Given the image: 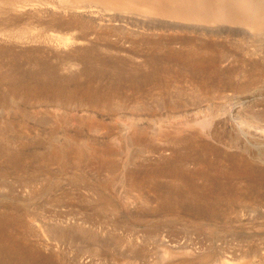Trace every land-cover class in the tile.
Instances as JSON below:
<instances>
[{"label":"rangeland","instance_id":"1","mask_svg":"<svg viewBox=\"0 0 264 264\" xmlns=\"http://www.w3.org/2000/svg\"><path fill=\"white\" fill-rule=\"evenodd\" d=\"M20 1L0 0V264H264V19L4 13Z\"/></svg>","mask_w":264,"mask_h":264},{"label":"bare ground","instance_id":"2","mask_svg":"<svg viewBox=\"0 0 264 264\" xmlns=\"http://www.w3.org/2000/svg\"><path fill=\"white\" fill-rule=\"evenodd\" d=\"M49 1H51V0H49ZM49 1L48 0H35L29 4H27L26 2H21V1L16 2L11 7L10 10H6L4 13L16 11V12H21V13L25 14L26 11H29V12H34V14L36 12L38 17H39L40 14H38V13H42V12L44 13V11L63 13L62 11H64V10L65 11L66 10H72V12H73V10H75V12H78L76 10H80L82 8H85V6H83V5L87 4V3H81L80 4V3H76V2H71V0H52L53 1L52 3H49ZM215 1L217 2V4H216L217 6H216V9L213 11V14L209 15V13H208L209 10L204 9V11L202 12L203 17H207V18L208 17H219L218 19H220V21L222 22L224 20L226 21V18L227 17L229 18V16H231L229 14L231 12H233L232 10L235 9V10H238V12L241 14V16H236V17H250L249 18L250 20L249 19H246V20L240 19L239 20V19L235 18L234 20H232L233 23H240V24H245L246 26H252V23L257 24L258 22H262L264 19V4L259 3L258 5H256V4H254V2H255L254 0H253L254 2H252L251 0H232L230 3H229V0H215ZM202 4H203V2L198 3L199 6ZM7 5H9V4H7ZM87 7L89 8V6H87ZM93 7L91 8L92 9L91 11H93V9H94ZM95 7H97V6H95ZM109 9H110L109 7H106L105 9H103V11L104 12H110L111 10H109ZM29 12H27V13H29ZM89 12H90V10H89ZM46 13H48V12H46ZM90 13H92V12H90ZM45 14H44V16H45ZM83 14H84V12H83ZM25 15H27V14H25ZM94 15H96V14H94ZM40 16H43V15H40ZM52 16H54V15H52ZM85 16H87V15H85ZM29 17H30V15H29ZM50 17H51V15H50ZM55 17H56V15H55ZM59 17H61V16H59ZM88 17H95V16H93V14H91ZM257 25H260V24H257ZM170 254H171V252L168 250H165L163 252L164 257L165 256L167 257V255H170Z\"/></svg>","mask_w":264,"mask_h":264}]
</instances>
